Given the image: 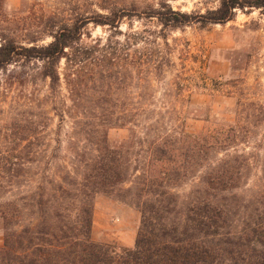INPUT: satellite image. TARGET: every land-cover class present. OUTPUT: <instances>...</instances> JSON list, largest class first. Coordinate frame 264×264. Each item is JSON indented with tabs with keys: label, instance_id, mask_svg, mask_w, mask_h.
Instances as JSON below:
<instances>
[{
	"label": "rangeland",
	"instance_id": "374dc122",
	"mask_svg": "<svg viewBox=\"0 0 264 264\" xmlns=\"http://www.w3.org/2000/svg\"><path fill=\"white\" fill-rule=\"evenodd\" d=\"M220 2L0 0V41L14 40L25 47L47 45L53 40V31L82 16L127 13L117 28L93 23L84 28L81 47L72 50L74 56L81 53L77 64L65 58L60 61L61 87L56 95L42 76V61L14 62L0 70V185L8 179L9 168L16 175L23 164L22 152L33 155L25 162L26 176L14 178L9 190L0 188V204L19 202L32 193L47 196L54 188L53 181L60 184L66 176L80 179L82 168L76 151L83 149L84 142L74 138L75 123L81 118L73 110L74 103L108 102L145 110L139 117L142 129L131 133L114 128L109 145L121 149L133 144V166L147 169L151 161L148 144L157 137L170 136L187 169L182 173L186 176L175 181L178 187L171 188L180 202L198 189L208 164L234 155L247 158L240 187L233 193L237 200L249 201L260 193L264 170V12L238 11L225 24L204 25L195 20L177 29L165 27L153 17L171 9L197 18L216 10ZM170 19L175 21L174 16ZM98 39L117 50L99 51ZM160 64L168 65L161 73L157 71ZM73 69L80 71L78 94L71 82ZM108 84H112L110 90ZM223 128L234 129L229 146L211 150L205 159L195 162V140L204 144L215 141ZM21 135L31 139L21 144ZM35 137H41L40 146ZM142 141L145 143L140 145ZM134 184L131 179L124 187ZM93 203L92 239L117 249H133L141 213L104 194H97ZM28 211L23 209L22 226L37 222ZM4 234L0 213V247Z\"/></svg>",
	"mask_w": 264,
	"mask_h": 264
},
{
	"label": "trees",
	"instance_id": "16d2710c",
	"mask_svg": "<svg viewBox=\"0 0 264 264\" xmlns=\"http://www.w3.org/2000/svg\"><path fill=\"white\" fill-rule=\"evenodd\" d=\"M251 9L264 12V0H221L216 10L197 18L171 9L153 17L165 27L177 29L195 20L204 25L225 24L238 11ZM126 14L120 10L96 18L82 16L76 23L53 31V40L47 45L25 47L14 40H1L0 70L14 62L42 61V76L50 81V90L56 95L61 87L60 61L65 58L77 64L81 53L74 56L72 50L81 47L84 28L90 23L117 28ZM173 16L175 21L170 22ZM96 45L105 53L117 50L111 44H102L101 39ZM165 66L160 64L157 71L161 73ZM79 73V69L71 71L77 94ZM107 88L110 90L112 84ZM74 104L73 110L81 117L75 123L74 138L84 142L83 149L76 151L82 168L80 179L66 176L60 184L53 181L54 188L47 196L32 193L19 202L0 204L5 228L0 264H264V170L262 191L249 201L239 202L233 193L240 187L247 158L234 155L211 161L198 189L180 202L171 188L178 187L175 181L184 178L182 173L187 169L180 163L182 153L170 136L157 137L148 144L151 161L147 169L133 166V144L121 149L109 145V133L114 128L131 133L142 129L139 117L145 110L108 102ZM231 132L233 128H223L215 141L205 144L195 140V162L205 159L211 150L229 146L234 137ZM30 139L27 135L19 137L21 144ZM35 140L40 146L41 137ZM20 156L23 164L15 176L11 168L6 170L8 179L1 183V189H11L14 178L26 176L25 162H30L33 155L28 151ZM131 179L135 184L125 188ZM97 194L114 197L141 213L133 249H117L92 239L93 200ZM23 209L29 210L37 222L20 225ZM19 226L21 229H17Z\"/></svg>",
	"mask_w": 264,
	"mask_h": 264
}]
</instances>
